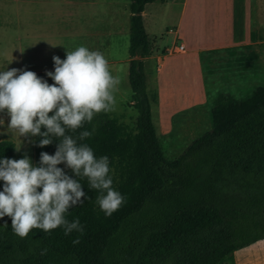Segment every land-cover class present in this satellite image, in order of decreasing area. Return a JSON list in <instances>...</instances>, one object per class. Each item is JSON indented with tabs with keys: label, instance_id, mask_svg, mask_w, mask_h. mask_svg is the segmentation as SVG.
<instances>
[{
	"label": "trees",
	"instance_id": "1",
	"mask_svg": "<svg viewBox=\"0 0 264 264\" xmlns=\"http://www.w3.org/2000/svg\"><path fill=\"white\" fill-rule=\"evenodd\" d=\"M154 1L129 0L128 81L135 126L102 112L67 133L92 132L80 142L97 157H109L114 187L126 203L106 216L95 203L96 191L78 178L87 198L69 210L68 219L78 217L84 234L32 229L22 239L5 216L0 264H234L235 250L264 238V84L242 98L218 92L209 110L210 129L176 158H167L152 122L157 94L148 89L143 62L151 50L143 11ZM46 72L54 69L35 73L51 85ZM41 138H33L37 166L40 153L54 154L59 143L53 137L41 148ZM0 158L17 159L10 141H0Z\"/></svg>",
	"mask_w": 264,
	"mask_h": 264
},
{
	"label": "rangeland",
	"instance_id": "2",
	"mask_svg": "<svg viewBox=\"0 0 264 264\" xmlns=\"http://www.w3.org/2000/svg\"><path fill=\"white\" fill-rule=\"evenodd\" d=\"M181 1L156 0L146 7L152 13L148 18H154L157 25L152 28L147 18L150 52L156 49L157 59L164 62L158 80L154 58L146 60L144 68L148 89L157 94L156 102L151 103V118L165 155L171 159L210 129L209 110L218 92L242 98L264 84V15L259 22L264 0H189L182 19L186 30L182 41L188 46L200 33L214 40L228 38L234 14L240 28H246L249 18L252 25L251 43L201 50L199 63L194 54L165 57L162 52L173 40L167 29L177 27ZM129 13V0H0V71L51 70L53 56L64 60L67 51L81 45L99 50L109 60L113 74L122 78L119 104L110 113L134 127L137 113L131 105L128 81ZM251 51L253 58L249 57ZM0 120V141H10L17 159L27 154L34 164L33 143L28 142L33 138L20 137L8 128L6 110L0 112Z\"/></svg>",
	"mask_w": 264,
	"mask_h": 264
},
{
	"label": "clouds",
	"instance_id": "3",
	"mask_svg": "<svg viewBox=\"0 0 264 264\" xmlns=\"http://www.w3.org/2000/svg\"><path fill=\"white\" fill-rule=\"evenodd\" d=\"M52 60L54 72H46L54 82L51 85L32 71H0V112L7 111L8 128L20 137H42L37 145L41 148L52 144L53 137L59 138L54 154L40 153L39 166L27 154L20 159L0 158V181L4 182L0 219L10 217L13 233L22 239L32 229L62 228L65 236L84 234L78 217L68 219L69 210L87 198L78 178H86L88 187L96 191L95 203L106 216L127 200L114 187L109 157H97L89 144L80 142L92 132L67 134L82 129L99 113L116 110L121 76L113 74L103 52L83 45L67 51L64 60L57 56ZM42 126L46 131H41ZM61 164L64 168L58 167ZM3 226H8L7 221ZM72 242L79 243V236Z\"/></svg>",
	"mask_w": 264,
	"mask_h": 264
},
{
	"label": "crops",
	"instance_id": "4",
	"mask_svg": "<svg viewBox=\"0 0 264 264\" xmlns=\"http://www.w3.org/2000/svg\"><path fill=\"white\" fill-rule=\"evenodd\" d=\"M159 1V0H157ZM161 2H169L170 0H160ZM155 2V1H154ZM153 2V3H154ZM188 2L189 0H183L181 1V6H180V11H179V15L177 17V27L175 28V30L171 31L167 29V33H171L173 34V40L171 41V44H179V43H183L185 46V50L182 53H176V54H167L165 52V48L170 46L167 45L164 48H162V52H164V56L167 57L168 55H180L182 56V54H194L197 63H199V59H198V52L201 50H211V49H216V48H226L228 45H234L237 43H251L250 40V28H251V23H250V18H249V23L247 24L246 28L242 27L240 28L238 21H237V15H235V19H234V25L232 23V30H231V35L224 39L223 41L220 40H214V38L210 37L211 35H202L201 33L199 35H197L196 37H194V43L193 45L189 43L188 46V42H186L185 40L182 41V38L184 39L186 37V30L184 31L182 29V19L184 16L185 11L187 10L188 7ZM152 4V3H151ZM148 5V4H147ZM143 11V19H144V26H145V30L147 32L148 35H150L147 31V24H146V20L148 18V16L150 17L152 13H148L146 10V7ZM161 11V10H158ZM163 13V11H162ZM130 15V13H129ZM248 15V14H247ZM262 15H264V9L260 10V14H259V22L260 19L262 17ZM264 18H262L263 20ZM149 22L148 24H150V26L153 28H155L157 25L154 23L155 19L154 18H148ZM259 24V23H258ZM244 41H249V42H244ZM257 42V41H255ZM252 42V43H255ZM157 50L156 49H152V51L150 52V55H148L147 57H145L143 59L144 62V68H145V64H146V60H148L149 58H154V60L156 61V72H157V78L156 80L159 79L160 77V73L162 71V66L164 64L163 60L162 62H160L157 58L159 57L157 54ZM164 57V59H165ZM156 58V59H155ZM129 60V58H128ZM37 72V71H35ZM34 72V73H35ZM146 79H147V74H146ZM233 260H234V264H264V238L259 239L247 246H244L242 248H239L237 250L234 251L233 253Z\"/></svg>",
	"mask_w": 264,
	"mask_h": 264
},
{
	"label": "built area",
	"instance_id": "5",
	"mask_svg": "<svg viewBox=\"0 0 264 264\" xmlns=\"http://www.w3.org/2000/svg\"><path fill=\"white\" fill-rule=\"evenodd\" d=\"M185 50V46L183 43L179 44H172L165 48V52L167 54H175V53H182Z\"/></svg>",
	"mask_w": 264,
	"mask_h": 264
}]
</instances>
